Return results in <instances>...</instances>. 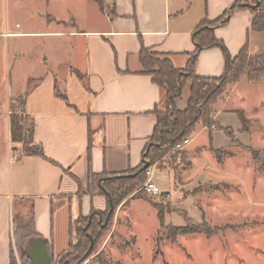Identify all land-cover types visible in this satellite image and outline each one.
<instances>
[{
    "label": "crops",
    "instance_id": "0c3cea01",
    "mask_svg": "<svg viewBox=\"0 0 264 264\" xmlns=\"http://www.w3.org/2000/svg\"><path fill=\"white\" fill-rule=\"evenodd\" d=\"M235 1L105 0L103 26L73 27L68 32L83 39L84 61L75 65L58 61L46 67L6 101V143L0 151V264H10L11 254L20 263L18 247L21 242L26 245L32 233L45 240L51 257L60 254L68 248L71 223L79 214L106 210L105 195L86 191L89 174H120L139 167L155 128V111L165 108V91L141 72V47L169 59L178 69L196 55L194 73L218 77L225 65L222 51L211 47L197 52L193 35L203 23L216 22L213 34L231 57L254 44L250 11L228 16ZM45 16L68 26L71 23L47 11ZM56 86L66 100L56 95ZM232 91L213 106L212 118L223 128H229L223 117L235 112L228 107ZM189 95L187 83L175 101L177 109L186 108ZM17 97L24 99L21 109L33 121L32 148L42 155H26L22 143L11 141L10 104ZM217 130L209 132L201 126L181 151L188 155L202 147L209 152L222 149L213 144L212 134ZM202 133L209 135L210 143L190 149ZM169 157L160 168L163 172L173 170ZM13 212L18 213L16 224Z\"/></svg>",
    "mask_w": 264,
    "mask_h": 264
},
{
    "label": "rangeland",
    "instance_id": "374dc122",
    "mask_svg": "<svg viewBox=\"0 0 264 264\" xmlns=\"http://www.w3.org/2000/svg\"><path fill=\"white\" fill-rule=\"evenodd\" d=\"M45 11L71 23L52 21ZM104 21L94 0H0V151L6 143V101L46 67L58 61L83 62L84 41L68 32L73 27L97 29ZM250 41L254 44L246 47L244 65L216 99L234 89L228 107L235 112L223 117L234 142L217 130L213 144L222 149L209 152L202 147L188 155L172 150L149 164L145 182L152 175L160 193H137L141 187L113 205L107 220L109 204L99 211L106 230L97 231L92 252L79 264H264V31H253ZM10 105L21 111L16 101ZM236 112L245 117L247 131H242ZM201 126L196 125L193 135ZM209 139L202 133L190 149L210 143ZM168 155L173 170L163 172L160 168ZM17 214H12L15 224ZM86 219L91 221V213L72 221L66 247L76 244L75 231ZM193 221H206L201 228L207 234L188 231L196 226ZM22 250L25 255L23 242L20 257ZM17 264L24 263L21 259ZM51 264H60V254L51 257Z\"/></svg>",
    "mask_w": 264,
    "mask_h": 264
},
{
    "label": "trees",
    "instance_id": "16d2710c",
    "mask_svg": "<svg viewBox=\"0 0 264 264\" xmlns=\"http://www.w3.org/2000/svg\"><path fill=\"white\" fill-rule=\"evenodd\" d=\"M94 1L103 8L105 0ZM256 2H258L256 7L250 6ZM240 10L250 11L252 16L251 29L253 31H264V3L262 0H236L229 9L228 16ZM226 21L227 18L220 22L224 24ZM214 25H216V22L203 23V27H200L194 32L193 42L197 52L211 47H218L222 51L225 57V65L222 74L218 77H202L196 75L193 71L196 55L192 57L185 68L178 69L173 66L169 59L159 58L146 47H141L140 49L139 61L142 66L141 72L151 76L153 82L165 91L166 98L165 108L155 111V128L148 140L143 155V159L147 160L150 165L157 163L161 157L165 156L169 151L175 150L178 144L188 139V136H192L197 124L206 127L209 132L213 129L222 130L234 142L232 130L230 128H223L214 121L212 113L216 99L224 91L225 84L233 81L237 71L244 65L247 45L235 57H231L223 42L214 36L212 31ZM237 64L240 66H236ZM187 83H190V95L187 106L184 110H179L175 105V101L181 96L182 90ZM55 93L61 99L66 100L65 93L58 89L57 86ZM14 101L21 105V107L24 104L22 97H17ZM236 114L243 125L242 131H247L245 117H243L241 112H236ZM9 125L11 141L22 143L23 152L26 155H42L41 150L32 148L34 140L33 121L31 117L22 109L18 111L17 107L12 105L10 106ZM176 152L178 154L184 153L181 150H177ZM139 167L120 174H89L86 191L89 194L98 192L105 195L107 200L109 198L112 201L115 208L122 199L136 192L144 184V170L136 173L134 176L126 175L127 173L136 171ZM116 175H121V177H116ZM139 191L146 193L144 188L138 190L137 193H140ZM82 192L83 190H80V193ZM102 217L103 213L94 210L91 211V221L88 222L86 219L84 226H80L75 231L76 244L73 247L68 246L66 250L60 253V264L65 261L69 264L82 263L87 255L92 252L90 248L91 240L93 239L94 241V239L98 238L96 237L97 231H104L107 227V224H102ZM192 223L196 226L188 231L206 233L207 230L201 228V225H206V221L201 222L202 224L196 221ZM177 229L183 233L187 232L181 227H177ZM35 236L36 234L32 233L26 241L29 242ZM21 253L23 263L28 264L29 259L24 255V251L22 250ZM10 264H17L13 254L10 256Z\"/></svg>",
    "mask_w": 264,
    "mask_h": 264
},
{
    "label": "water",
    "instance_id": "95a60500",
    "mask_svg": "<svg viewBox=\"0 0 264 264\" xmlns=\"http://www.w3.org/2000/svg\"><path fill=\"white\" fill-rule=\"evenodd\" d=\"M257 5L258 2L250 6L256 7ZM148 166H149L148 161L143 159L142 166L138 169L136 173L145 170ZM136 173L132 174L131 176H134ZM116 177H121V175H116ZM108 204H109V210L106 214V220L109 218L113 210V203L110 199H108ZM91 247H92V242L90 244V248ZM25 256L29 259L28 264H51V259L45 244V240L41 237H35L25 245Z\"/></svg>",
    "mask_w": 264,
    "mask_h": 264
},
{
    "label": "built area",
    "instance_id": "2783aa9c",
    "mask_svg": "<svg viewBox=\"0 0 264 264\" xmlns=\"http://www.w3.org/2000/svg\"><path fill=\"white\" fill-rule=\"evenodd\" d=\"M189 144V139H185L181 144H178L175 148V150H182L186 145ZM11 161L14 162L16 161V157H11ZM152 172V171H151ZM151 172H149V170H147V174H151ZM152 176V175H151ZM150 176V177H151ZM148 178V180L143 184V188L145 189L146 193L149 195H158L160 193V190L158 188V186L152 181L151 178Z\"/></svg>",
    "mask_w": 264,
    "mask_h": 264
},
{
    "label": "flooded vegetation",
    "instance_id": "af4514ba",
    "mask_svg": "<svg viewBox=\"0 0 264 264\" xmlns=\"http://www.w3.org/2000/svg\"><path fill=\"white\" fill-rule=\"evenodd\" d=\"M50 255V254H49ZM50 259H51V256H50Z\"/></svg>",
    "mask_w": 264,
    "mask_h": 264
}]
</instances>
